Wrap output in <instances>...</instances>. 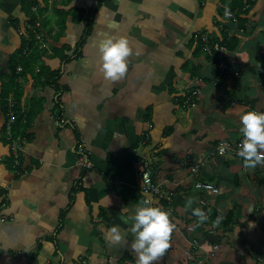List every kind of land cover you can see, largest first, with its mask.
Masks as SVG:
<instances>
[{
	"label": "crops",
	"instance_id": "crops-1",
	"mask_svg": "<svg viewBox=\"0 0 264 264\" xmlns=\"http://www.w3.org/2000/svg\"><path fill=\"white\" fill-rule=\"evenodd\" d=\"M98 2L78 57L60 60L76 48L81 19L67 16L60 38L49 37L63 49L40 54L48 72L60 69L51 87L35 79L39 67L21 65L20 57L44 42L25 30V0H0V264H135L121 209L142 200L144 159L169 196L159 205L175 224L170 247L153 264H264V163L245 167L242 157L215 151L219 141L241 140L242 111L264 112V0H56L39 19L53 36L58 10L84 14ZM203 34L227 49L230 70L216 86L212 60L197 49ZM109 35L127 37L133 50L116 82L99 70L98 44ZM14 59L16 112L29 123L17 120L7 134L11 95L1 87ZM193 86L200 97L183 106ZM191 159L200 163L195 173ZM197 180L217 193L196 190ZM200 198L207 203L203 222L192 212ZM113 224L127 242L108 239ZM214 244L219 250L208 256Z\"/></svg>",
	"mask_w": 264,
	"mask_h": 264
},
{
	"label": "clouds",
	"instance_id": "clouds-1",
	"mask_svg": "<svg viewBox=\"0 0 264 264\" xmlns=\"http://www.w3.org/2000/svg\"><path fill=\"white\" fill-rule=\"evenodd\" d=\"M98 51L99 70L105 79L116 82L126 75L128 57L133 51L127 37L105 36L98 44ZM239 121L242 138L238 144L237 155L243 158L245 167L264 163V112L242 111ZM191 205L190 197L185 207L189 208ZM125 212L128 214L123 215ZM192 212L200 222L208 218L202 208H193ZM121 219L128 224L127 232L132 234L129 247L136 253L135 264H153L170 247V236L175 224L170 219L169 211L155 204L151 198L142 199L131 211L123 207ZM107 233L108 239L113 243L127 242L126 233L122 232L118 225H111Z\"/></svg>",
	"mask_w": 264,
	"mask_h": 264
},
{
	"label": "built area",
	"instance_id": "built-area-1",
	"mask_svg": "<svg viewBox=\"0 0 264 264\" xmlns=\"http://www.w3.org/2000/svg\"><path fill=\"white\" fill-rule=\"evenodd\" d=\"M54 0H48L47 4L50 6L53 3ZM58 1V0H57ZM61 1V0H59ZM38 7H33L32 11L33 12H37ZM224 16L226 18H232L233 15L229 12H225ZM41 27V24L39 22V20L35 21L34 24H30L27 25L25 30H29L30 33L33 34L34 38L37 39V41L42 42V34L39 32ZM28 31V32H29ZM26 33L25 31H20L19 34L22 35ZM200 41L202 43V51L207 54L208 56H211V58L213 60H215L214 62V67H215V73L214 76L212 77V84L214 86H216L220 81H222L224 79V77L226 76V74L228 73V71L230 70L228 64L226 63V61L224 60V56L227 52L226 46L223 44H219L217 42H210V39L207 35H202L200 37ZM200 95V89L194 88L183 100V106H187V105H193L198 99ZM6 124H5V133L9 134L12 126L16 123V121L18 120V115L16 112V105L13 102V100H11V98L7 99V105H6ZM63 122V121H61ZM22 123L25 124L26 123V119L22 118ZM238 144L239 142L236 143H230L227 140H222L219 141L216 144L215 147V151L217 154L219 155H231V156H235L237 157V149H238ZM16 145L12 144L11 145V150L13 152H15L16 150ZM85 152L84 149V145L83 144H78L77 145V153L81 155L82 160H85V156H83V153ZM16 156V155H15ZM239 157V156H238ZM143 164V170L140 172V177H141V194H142V199H146V198H151V200L155 203V204H160V202L163 201H168L169 200V196L168 194L161 188V185L156 183L155 181L152 180L151 178V171L149 169V165L147 163V161L144 159L142 161ZM189 167H190V171L192 173H195L198 170V166L200 165V163L196 164L194 163V160L191 159V161H188ZM15 165H18L17 162H15ZM86 166H91V163L86 161L85 162ZM194 188L200 192H211V193H217L218 189L208 183V182H203V181H195L194 183ZM161 206V205H160ZM198 206L199 208H202L205 212H206V208H207V203L203 198H200L198 200ZM0 215H1V208H0ZM187 228V227H186ZM187 230H192V227L187 228ZM191 247L193 249L195 248H199V244L197 241H192L191 242ZM219 250V245L218 244H214L210 251L209 254H207L208 256H214V253L217 252ZM187 258L189 259L191 256L190 252H187Z\"/></svg>",
	"mask_w": 264,
	"mask_h": 264
},
{
	"label": "trees",
	"instance_id": "trees-1",
	"mask_svg": "<svg viewBox=\"0 0 264 264\" xmlns=\"http://www.w3.org/2000/svg\"><path fill=\"white\" fill-rule=\"evenodd\" d=\"M54 1L56 2V0H54ZM61 1H63V3H65V2L67 3L69 0H61ZM25 3H26V6H25L26 12L25 13L27 14L26 16H27L28 24L29 23L34 24L35 21L38 20V18H41L47 11V6H48L47 0H44V6L43 7L39 6V2L37 0H25ZM236 4H239V2ZM99 5L100 4L98 2L93 8L89 9V12H85L86 16H85V13L83 14L82 10H68V11L65 10L66 11L65 12L64 10L60 9L56 12L57 17H58L56 20L58 30H56L55 33H53L54 34L53 36L49 35L50 33H52L51 29H50V31H48V33H46L47 35L45 34L46 37H50V39H52V40H53V38L54 39L60 38V36L63 32V29H64L65 19L67 16L72 15L73 18H76V21L81 19L85 23L81 37L76 44V48L73 50V52H71V55L69 54L70 56H64L63 55L60 59L62 62L68 61L69 59H73V58H76L79 56L80 46L82 45V43L85 41V39L87 38V36L90 33L91 25H92V17L94 15V12L99 7ZM33 7H38V10L36 13H34L32 11ZM39 32H41V29L39 30ZM29 37L33 38V36H31L30 31H29ZM33 40H34V38H33ZM210 42H212V41H210ZM221 42H223V41H221ZM219 44H221V43H219ZM24 48H25V46L21 47L18 51V54H21V52ZM51 49H52L54 54L56 53V55H54V56H57V54H61L59 52H63L62 48L51 47ZM197 49H198V51L202 52V43L200 40H198ZM41 53H43L42 50L40 51V49L35 46L34 48L31 49V52L27 57H23V56L20 57V61L22 60L21 62H23V63H21V65H22L24 70H28V71L29 70L33 71L35 69V67H39L40 72L37 74V76H35V79H38L37 77L42 76L47 80V84H50L51 87L52 86L56 87L55 82L58 79V73H60V69L56 70L55 72H48L47 71L48 69L41 63V55H40ZM208 57L212 60V64L214 65L215 60H213L211 58V56H208ZM61 61H60V63H61ZM16 67H17V64H16L15 59H14V60H12V65L10 67L11 73H12L11 77L9 79H6L5 80L6 83H3L2 87H1V89H2L1 94L5 98H7L9 95H11L12 98L14 99L15 103H17V101L19 99V91H20L18 89V86L15 84V80H14ZM39 80H41V79H39ZM193 87L195 88V86H193ZM193 87L189 91V93L194 89ZM27 117L28 116H25V115L23 116V115L18 113V123L22 124L21 123L22 118H26V122L29 123V118H27ZM22 125H26V124H22ZM227 217L229 218V215H227ZM215 220L217 221V219H215ZM227 222L228 221L225 218V220L222 221L221 225L225 226V225H227Z\"/></svg>",
	"mask_w": 264,
	"mask_h": 264
},
{
	"label": "rangeland",
	"instance_id": "rangeland-1",
	"mask_svg": "<svg viewBox=\"0 0 264 264\" xmlns=\"http://www.w3.org/2000/svg\"><path fill=\"white\" fill-rule=\"evenodd\" d=\"M59 1V0H58ZM55 3V1H53V4ZM39 6L41 7V5L39 4ZM40 21V20H39ZM40 24H41V27H40V29H41V34H42V37H43V39H44V42H43V54L44 55H49L50 56V49H51V45H50V39H49V37H46L45 36V34H46V29H44L43 28V26H42V22L40 21ZM11 100H13V102H14V99L12 98V96H11ZM15 103V102H14ZM16 104V103H15ZM26 119V118H25ZM21 122H22V119H21ZM26 125H27V122L25 123ZM141 191V190H140Z\"/></svg>",
	"mask_w": 264,
	"mask_h": 264
}]
</instances>
